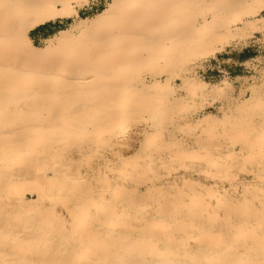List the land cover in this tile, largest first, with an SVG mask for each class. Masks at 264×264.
I'll use <instances>...</instances> for the list:
<instances>
[{
  "label": "bare ground",
  "instance_id": "bare-ground-1",
  "mask_svg": "<svg viewBox=\"0 0 264 264\" xmlns=\"http://www.w3.org/2000/svg\"><path fill=\"white\" fill-rule=\"evenodd\" d=\"M262 4L264 0H111L91 24L80 20L72 36L65 29L45 39L43 47L53 51L42 61L46 55L30 47L28 32L63 18L72 8L65 0H0V264H264V194L254 187L249 203L241 206L232 202L204 208V199L192 206V197L179 194L177 205L160 216L154 209L136 215L129 193L138 191L125 189L106 198V176L105 185H79L61 152L74 136L85 135L87 141L102 137L119 162L123 149L130 147L131 127L145 120L137 110L153 112L155 102L166 101L171 91H164L173 88V77L202 95L201 81L186 75L189 65L224 49L214 43L241 38L246 28H262L264 17L244 18L257 14L254 9ZM24 16L36 21L21 31ZM102 21L105 25L98 26ZM212 22L216 27L211 28ZM162 68L165 80L156 76ZM143 69L152 74L148 84L139 75ZM229 85L222 79L217 93ZM207 116L197 125L202 127ZM263 119L264 111L254 122ZM142 134L147 140L154 136ZM258 136H248L244 145ZM101 160L103 166L110 161L105 153ZM21 186L35 197L25 198ZM53 199L63 200L66 218L73 222L69 227L52 205L41 209L43 201ZM89 215L93 217L78 232L76 221Z\"/></svg>",
  "mask_w": 264,
  "mask_h": 264
},
{
  "label": "rangeland",
  "instance_id": "rangeland-1",
  "mask_svg": "<svg viewBox=\"0 0 264 264\" xmlns=\"http://www.w3.org/2000/svg\"><path fill=\"white\" fill-rule=\"evenodd\" d=\"M65 1L66 6L72 10L50 25L49 37L65 29L68 36H72L76 33L74 30L78 28L80 20L85 21L83 25L91 24L93 17L111 0H100L97 6L81 10L79 14H76L75 8L83 7L88 2L84 0ZM245 1L250 2V0ZM262 5L258 6L259 10L254 9V11H258L257 14L251 16L248 14V17L245 15L244 18L252 20L264 17V4ZM20 18L23 19L21 23L19 22V25L22 26H20L21 31H26L27 28H23L30 21H36L26 16ZM102 22L97 25L104 26L105 23ZM2 23L1 26L6 24ZM108 23L106 22V24ZM211 24V28H214L215 22ZM256 28H253L254 30L246 28L241 38H228L225 41L223 39L219 44L214 43L213 47H224V49L217 51L212 56L206 54L201 59L202 61L189 65L190 71L186 75L196 82L201 81L204 90L202 95L192 94L187 87H181V81L178 78L173 77L174 79H171L173 88L170 90L167 88L164 91H171L170 94L168 93L169 95L167 94V102L165 99L162 100V103L156 104L155 102L151 107L153 112L146 109L137 110L136 115L141 116L144 113L141 117H144L145 120L131 127L134 137L132 136V141L129 142L130 147L123 149L124 159L122 158L119 162L116 161L117 156L111 154L112 152L102 137L87 141L86 136L82 135V138L74 136V139L68 140L66 145L65 141L61 146V152L65 154L64 163L68 164L69 171L78 175L79 185L85 186L84 184L87 183L93 187L105 185L104 178L106 176L110 180L107 183L110 188L107 189L106 198L111 197L113 193L114 195L117 193V197L125 189L134 190L135 193L138 191L134 194L135 196L132 195L133 193H129L133 202L131 204L137 205L138 208L135 214L140 215L144 210L154 209L156 216L166 213L165 210L168 207L177 205L176 200L181 196L179 194H182L183 199L192 197L194 199L191 202L192 206L202 199L206 200V205H202L204 208L210 206L223 208L232 202L241 206L249 203L250 194L255 193L254 190L264 194V119L262 122H254L264 111V26ZM28 36L30 37V31ZM31 42L30 47L40 49L43 52L42 55H46L42 56V58L44 57L41 59L42 61L46 60L53 51L52 47L48 49L43 47L45 39H34V41L31 39ZM28 50L26 51L28 52ZM158 74L156 76L159 80H165L168 76L164 68L158 71ZM139 75L147 84L153 78L146 69L141 70ZM224 78L230 82L229 88L217 93V84ZM138 89H140L139 85ZM213 95L215 96L213 97ZM153 97L157 98L154 95ZM164 105L168 108H163ZM120 111L118 110L119 114ZM118 112L117 115H119ZM146 112L151 114L149 116L154 119L148 118L149 116L145 115ZM155 113L157 116L154 115ZM205 115L208 116L202 123V127L198 126L197 122ZM146 116L148 117L146 118ZM246 122L248 125L245 124ZM249 125L255 127L250 129ZM142 130L154 133V136L147 140L142 137ZM257 133H259L258 140L250 142L249 146L244 145L245 139ZM251 145L253 147H250ZM136 149L138 150L136 155L131 156L130 154ZM103 152L110 159L106 166H103L101 160ZM221 170H224V175L218 176L217 171ZM241 180L245 181L240 182ZM21 187L22 191L24 190L25 198L35 197L25 191L24 186ZM45 201L54 203L45 204ZM45 201L42 202V210L50 208L49 205H52L51 208L58 215L61 214L62 218H65V226L69 227L73 223H70L66 218L62 208L63 200L59 199L60 204L54 199ZM87 217L79 218L80 224L77 222L78 220L76 221V229L85 226L93 216ZM50 223L53 222L50 221ZM76 229L74 228V232ZM77 231L79 232V229ZM189 242L192 243V240H189L188 244H190Z\"/></svg>",
  "mask_w": 264,
  "mask_h": 264
},
{
  "label": "crops",
  "instance_id": "crops-1",
  "mask_svg": "<svg viewBox=\"0 0 264 264\" xmlns=\"http://www.w3.org/2000/svg\"><path fill=\"white\" fill-rule=\"evenodd\" d=\"M99 2L100 0H88V3L84 5L83 7H76V14L81 13V10H87V9L93 8L94 6H97ZM54 21L47 22L43 25H40V26H37L31 29L30 38L32 39V41H34V39H37V40L47 39V37L50 36L49 34V30H51L50 25L54 24Z\"/></svg>",
  "mask_w": 264,
  "mask_h": 264
}]
</instances>
